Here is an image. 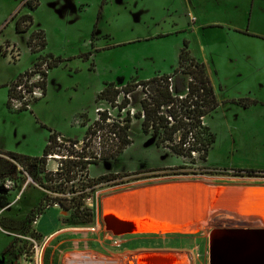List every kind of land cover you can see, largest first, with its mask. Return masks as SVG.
<instances>
[{"label":"rangeland","instance_id":"374dc122","mask_svg":"<svg viewBox=\"0 0 264 264\" xmlns=\"http://www.w3.org/2000/svg\"><path fill=\"white\" fill-rule=\"evenodd\" d=\"M24 1L0 0V20L12 8L16 10L7 16V21L17 18ZM38 1L36 28L44 31L47 42L43 50L31 55L25 52L26 36H15L12 24L4 32L7 37L16 39L23 53L17 66L21 74L33 69L39 58L46 55L63 61L57 67L49 68L46 94L36 102L31 100L29 111L11 113L7 119L8 128L5 127L6 119L0 116V130H4L0 132V150L29 157L43 155L49 132L70 139H83L86 133L83 124L96 119L95 108L108 109L115 119L124 118V111L95 102L98 91L109 83L124 86L129 82L173 73L177 68L178 47L188 43L189 49L191 42L195 48L205 41L208 34L204 37L203 28L212 20L249 26L251 30L261 27L257 29L264 32V0H254V6L253 0ZM241 10L243 14L247 11V14L241 15ZM251 12L253 18H250ZM235 42L249 45L250 49L240 52L247 64L236 66L238 74L243 72L242 76L228 82L223 80L226 86L223 96L237 95L240 98L247 94L246 97L256 104L243 111L226 110L222 106L208 116L205 121H209L216 136V143L209 151L208 164L216 168L234 165L235 169L262 172L264 44L255 39H229L228 44ZM45 61L50 63L49 59ZM256 68L261 69L258 77L254 76ZM178 76L186 85L189 77ZM141 97V90L138 89L133 95L131 109H140ZM1 101L0 96V105ZM3 108L7 110L6 105ZM12 123L15 131L10 130ZM128 135L133 144L122 155L89 167L87 179L96 180L105 174L131 173L116 180L117 183L126 182L124 184L97 185L95 192L85 200L93 211L91 224L76 222L70 211H64L59 205L52 206L51 202V198H63L62 192L68 189L77 190L78 180L84 178L78 176L75 183L49 182L54 190L50 192L41 186L46 181L39 167H29L0 154V264H110L111 261L132 264L133 260L145 256L137 255L168 252L181 255L186 264H209L208 234L211 228L203 227L188 234L124 236L122 231L112 233L107 229L101 211L102 201L113 193L164 180L192 179L216 185H223L221 181L226 184H233L231 181L253 184L255 181L249 177L232 176L230 171L215 175L154 177L182 172L184 169L178 167L185 165L188 168L190 165L172 156L166 149L157 148L156 137L143 134L141 121L133 117ZM97 142L95 139L92 146L96 150H89L101 155L104 143L98 146ZM110 148L106 145V150ZM57 167L56 159L47 160L48 171L55 172ZM6 180L12 182L9 188ZM43 206V214L37 216ZM115 242L122 243L121 247H116Z\"/></svg>","mask_w":264,"mask_h":264},{"label":"trees","instance_id":"16d2710c","mask_svg":"<svg viewBox=\"0 0 264 264\" xmlns=\"http://www.w3.org/2000/svg\"><path fill=\"white\" fill-rule=\"evenodd\" d=\"M23 6L30 12H34L38 9L40 3L38 0H26ZM15 20L16 33H27L34 24L32 14L22 15L15 18ZM92 37L94 38V33ZM27 46L31 54L43 50L47 46L44 31L38 30L32 32L27 40ZM0 51L5 56L2 47ZM45 59L50 60L48 68H55L63 62L60 58L46 55L44 58L40 57V61L35 63L34 66H40L43 62H47ZM28 73L29 71L27 70L23 74H20L9 88L7 105L11 110H13L11 99L15 97V86L21 81L23 75H27ZM179 74L186 75L190 78L186 85H184L182 79L178 76ZM42 76L43 80L37 86L42 88L44 96L47 90L48 73L42 72ZM173 77H175L174 93L169 90V79ZM139 87L142 88L143 96L139 101L140 109L136 110L133 118L141 121L143 134L152 137L155 136V145L157 148L166 149L172 156L180 158L190 165L188 168L185 165L178 167L184 169L182 172L168 173L154 177L215 175L219 174L217 172L226 174L225 169L219 170L207 166L209 151L216 141V136L210 126L202 119H206L218 107V103L211 82L206 75L204 65L190 56L188 43H184V47L179 54L178 67L173 73L159 75L149 80L129 82L121 87L116 86L114 83L105 84L104 88L97 95L95 102H107L121 110L129 105V100L124 97L120 105H118L116 102L119 96L122 93H133L135 95ZM186 88L188 89V93L181 100L178 95L180 92V94L185 92ZM34 101H38V99ZM236 104L249 107L252 104L255 105L256 102L249 99H241ZM30 105V101L25 102L18 111H28ZM109 118V113L103 111L100 112L99 117L94 121L87 120L83 124L86 128L83 139L64 140L70 144L69 146L58 143L57 139L62 135L52 132L41 157H29L11 152H0V154L10 157L16 162L24 163L29 167H39L40 172L44 173L46 181L41 186L50 192H54V190L53 186L48 184L49 182L56 180L61 184L63 182L75 183L78 176L84 178L78 180L79 187L77 190L71 191L68 189L66 192H62L64 193L63 198H51V202L52 206L59 205L64 211H70L76 222L80 224H91L94 217L93 211L86 205L85 200L90 197L91 193L95 192L96 186L104 183L111 184V186L121 185L126 182L117 183L116 180L131 175V173L105 174L96 180L87 179V172L90 166L99 165L103 161L116 159L133 144V141L128 135L132 124L130 111H127V115L123 120H114V122L109 123ZM98 133H101L102 143H104L101 155H98L97 152H90L89 150L90 148H94L92 147L94 145L93 139ZM112 135H116V140H113V142L111 139ZM80 143H82L81 147L79 146ZM106 145L108 148H111L106 150ZM53 155L59 156L56 159L58 167L55 172L46 169L48 157ZM232 176L264 178V171L233 170ZM44 210V206L41 207L36 215H42ZM32 221L35 220L32 219Z\"/></svg>","mask_w":264,"mask_h":264},{"label":"water","instance_id":"95a60500","mask_svg":"<svg viewBox=\"0 0 264 264\" xmlns=\"http://www.w3.org/2000/svg\"><path fill=\"white\" fill-rule=\"evenodd\" d=\"M235 187L192 179L164 180L109 195V214H114L108 222L104 200L101 211L107 229L124 235L188 234L200 227L211 228L209 264H264L258 262L264 223L245 205L252 198L250 192ZM142 255L154 256L148 260L151 264L159 263L161 255L178 256L170 252L137 256Z\"/></svg>","mask_w":264,"mask_h":264},{"label":"crops","instance_id":"0c3cea01","mask_svg":"<svg viewBox=\"0 0 264 264\" xmlns=\"http://www.w3.org/2000/svg\"><path fill=\"white\" fill-rule=\"evenodd\" d=\"M24 3H25V1H24ZM252 6H254V0L252 2ZM23 8L18 10V14H19L18 17L25 15V14H32L33 18H34V24L31 27L29 32H27V33H16V31H15L14 35L15 36H19V35L26 36V44H27V40H28L30 34L34 31H38L41 29L36 28V18H35L36 12L35 11L30 12L24 6H23ZM14 10H16V9L12 8L11 10H9L7 12V15H4L0 20V49L5 42H9L11 44L18 46L15 38L7 37L4 33L6 31L7 26H9L10 24L13 25L14 30H15L16 20L14 19V20L7 21V16L10 15ZM245 14H247V11H245L243 14V10H241V15H245ZM250 18H253L252 12H251ZM260 18L262 19V17H260ZM257 28H261V27H257ZM257 28L251 30L249 28V26L245 27V26H238V25H230L227 22H222V20H218V19L212 20L209 24H207L203 28L204 37H206L208 34V37H206L205 41H203V42L201 41L199 44L196 45L195 48H193V45L191 42L189 43V49L188 50L190 52V56L192 58H194L200 64L204 65L206 75L208 76V78L211 82V85L213 87L214 95H215V98L217 100L219 108L222 106L223 107L225 106L226 110L227 109H241L242 111L250 108V107H244V106L236 104L237 100L249 99L248 97H246L247 94L240 97V98H238L237 95L229 96L228 98L224 97L223 93L225 91L226 86L224 85L223 82L224 81L228 82V80H234V79L238 78L240 75L242 76L243 72L238 74V72L236 71V66H246L247 60L245 59V57L243 55L242 56L240 55V52H244V50L246 48L250 49L249 45L245 44L244 42H239V44L235 42V43L230 45V44H228L229 39L233 40V41H234V39H241V40H246V41L248 39H251V40L255 39V40L261 41V43L264 44V32L261 31L260 29H257ZM218 39H220V40L218 41ZM222 39H223V41H222ZM243 43H244V46H242ZM254 44H255V46L260 45L258 43H254ZM250 46H252V43ZM182 47L183 46H181V45L178 47L180 51H181ZM180 51L178 53V58H177V67H178ZM25 52H28V54L31 55V52L29 51L28 46H27ZM22 57H23V55H22ZM22 57L18 62H12V61H10V59L7 56L2 55V53L0 51V59H1L0 61L2 63V68L0 67V96H1V100H2L1 101L2 104L0 105V116L4 117L6 119V121H7V123L5 125L6 128H8L7 124H9L7 119L9 118L11 113H20L18 110L9 109L7 103H8L9 88L17 80L18 76L21 74L17 70V66L20 64ZM224 57H226V58H224ZM255 71L256 72L254 73V76L258 77V74L261 72V69L256 68ZM168 74H170V73H168ZM47 84H48V81H47ZM229 85H231V84L229 83ZM119 87H121V86H119ZM231 87H232V85H231ZM46 88H47V86H46ZM102 89H100L98 91V94L100 93V91ZM233 92H234V89L231 91V93H233ZM238 92H244V91H238ZM96 98H97V96H96ZM3 105H6V109L8 111L5 110V108H3ZM218 107L215 110H217ZM30 108H32V105L30 106ZM30 108H29V110H30ZM22 112H25V111H22ZM76 120L77 119L75 118L74 124H76ZM205 120H208V116L206 117ZM206 123L208 126H210L209 121H207ZM14 126L15 125L12 123V126H10L11 127L10 130L15 131L16 127H14ZM2 128H3V126H2ZM2 131H4V130L1 129L0 132H2ZM49 133L51 134L52 132H49ZM50 134H49V136H50ZM63 138L64 139H70V138H66L64 136H63ZM73 140H82V139L74 138ZM215 143H216V141H215ZM0 152H6V151L0 150ZM8 152H10V151H8ZM208 165L209 164L207 161V166ZM221 166H223V165H221ZM228 166H230V167H228ZM228 166L222 167V168H216V167H212L209 165L208 167L219 169V170L225 169L227 172L230 171L229 173L233 172V170H243V169L233 168L234 165H228ZM237 168H240V166H237ZM248 170H250V169H248ZM252 180L255 181V182H252L253 183L252 185L254 187L257 186L256 188H259V187L264 188V182H263L264 178L253 177ZM262 195H263V193L261 191L253 190V192H250V194H249V196H252V199L250 201L246 200L245 205L246 204L248 206L250 205L252 208L253 216L256 215V217H258L259 220L262 221V223H264L263 222L264 221V206H263L264 204L260 205L262 203H259L258 204L259 206H257V207H255V204L253 205V202H255V201H261L262 202V200H263ZM119 262L120 263H118L116 261H111L110 264H116V263L121 264L122 263V261H119Z\"/></svg>","mask_w":264,"mask_h":264},{"label":"built area","instance_id":"2783aa9c","mask_svg":"<svg viewBox=\"0 0 264 264\" xmlns=\"http://www.w3.org/2000/svg\"><path fill=\"white\" fill-rule=\"evenodd\" d=\"M2 48H3V51L5 53V56H7L10 59V61L18 62L21 59L22 52L18 46L7 42V43L3 44ZM28 71H29V73L27 75H23L21 81L18 82L17 86H15V94H14L15 97L11 99L12 106H13L12 108L15 110H18L23 103L38 99L43 95L42 88L40 86H37V84L43 80L42 72L48 73V71H49L48 62H43V64H41L40 66H34L33 69H29ZM174 79H175V77L169 79V81H170L169 90L172 93H174V91H175ZM189 80H190V78H189ZM138 89H140L141 93H142V88L139 87ZM187 93H188V89L186 88L185 92H183L182 94H179L178 96L182 100L186 97ZM124 97H126L129 100V105L126 108H123L121 110L118 107H114V108L119 110V112L124 111V113H126V115H127V111H130V115H132L131 117H134V113L136 111L134 109L130 108L133 105V93H128V94L122 93L121 96H119L116 104L120 105L121 100ZM99 103L108 104L107 102H99ZM99 103H97V104H99ZM108 105H110V104H108ZM109 107H113V106L110 105ZM103 111H107L109 113V117H110L108 119L109 123L114 122V120L115 121L116 120H123V118L115 119L108 109L104 110L102 108H97V109L95 108L94 113L97 116L96 119L99 117L100 112H103ZM202 120L205 121V118H203ZM95 139H96V142L98 141L96 145L100 146L102 143L101 142L102 141L101 133H98L94 137L93 141ZM111 139H112V142H113V140H116V135H112ZM64 140L65 139L63 138V136H60L57 139L58 143L65 144V145L69 146L70 144L68 142H65ZM81 144L82 143H80V145ZM58 158H59V156L53 155V156H49L48 160L58 159ZM11 185H12V182L10 180H6V186L9 188ZM116 242H115V246L121 247L122 243H116Z\"/></svg>","mask_w":264,"mask_h":264},{"label":"bare ground","instance_id":"6f19581e","mask_svg":"<svg viewBox=\"0 0 264 264\" xmlns=\"http://www.w3.org/2000/svg\"><path fill=\"white\" fill-rule=\"evenodd\" d=\"M242 182L243 183H246L245 185H243L242 184ZM230 183H233V184H226L225 182H223V181H221V184H223V185H237L238 187H235V188H238L239 190H243V191H245V192H253V190H257V191H261L262 193H263V200H262V202L261 201H255V202H253V205L255 204V207H257V206H259L258 204L259 203H262V204H260V205H263L264 204V188L263 187H259V188H256V187H254L252 184H248V183H251V182H249V181H241V182H234V181H231ZM237 183H239V184H237ZM244 186H242V185ZM254 197V196H253ZM252 199V198H251ZM107 201H108V199H106L105 201H104V203H105V211H104V218L106 219V222H108V221H110V220H112L111 218H113V217H111L112 215H110L109 213H111L110 211H109V208H108V204H107ZM247 205V204H246ZM250 206V205H249ZM264 206V205H263ZM255 211V210H254ZM259 214V213H258ZM111 217V218H110ZM264 222V221H263ZM201 228H203V227H200L199 229H201ZM121 230V229H120ZM261 249H260V258L258 259V262L259 263H264V236H263V238H262V240H261ZM149 258V259H148ZM152 258H154V256H148V255H145L144 257H141L140 259H136L137 260V262H138V264H151L148 260H151ZM136 260H133V263L132 264H135L134 262L136 261ZM159 260H161V261H159V263H157V264H161L160 262H164V264H186V260H185V258H183L181 255H178V256H171V255H169V256H167V255H161L160 257H159Z\"/></svg>","mask_w":264,"mask_h":264}]
</instances>
